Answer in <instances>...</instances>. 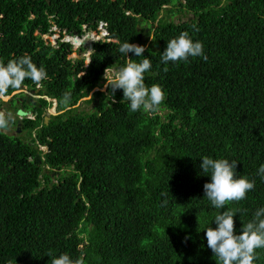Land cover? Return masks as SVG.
<instances>
[{
	"label": "trees",
	"instance_id": "trees-1",
	"mask_svg": "<svg viewBox=\"0 0 264 264\" xmlns=\"http://www.w3.org/2000/svg\"><path fill=\"white\" fill-rule=\"evenodd\" d=\"M178 13L192 18L177 23ZM100 23L108 35L93 43L86 70L68 58L69 43L44 39L54 28L82 36ZM185 31L207 61L163 64L167 42ZM127 41L147 46L144 83L164 91L159 110L132 112L117 90L115 103L97 92L87 102L101 100L94 109L77 114L105 68L126 65L118 49ZM22 56L46 70L43 93L70 110L31 142L0 132V264H51L50 251L84 264H216L204 229L216 227L219 210L204 197V156L236 161L237 177L255 182L226 206L237 234L264 207V0H0V62ZM24 122L30 137L39 123ZM256 251L254 264H264V249Z\"/></svg>",
	"mask_w": 264,
	"mask_h": 264
},
{
	"label": "clouds",
	"instance_id": "clouds-1",
	"mask_svg": "<svg viewBox=\"0 0 264 264\" xmlns=\"http://www.w3.org/2000/svg\"><path fill=\"white\" fill-rule=\"evenodd\" d=\"M100 26L103 31V35L101 34V37L106 38L108 34L105 29V25L100 23L98 28ZM146 26L147 25H145V27ZM84 28V35L78 37H83L89 34L92 35L93 39L94 36L92 32L98 31V28L97 31H87L86 26H84ZM54 29L58 31L57 28ZM195 30L198 31V29ZM146 31L148 32L149 28L146 27ZM63 34L64 37L61 38L60 35L59 40L70 44V42L64 41L66 36L69 34L66 32ZM96 34L98 35L100 33L97 32ZM46 37L48 36L44 37L45 40ZM101 37L99 39H101ZM151 40H153L152 36L150 38V41ZM111 41L116 43L115 40ZM94 42L96 41H92V48ZM70 45L72 46L71 54L73 53V50L76 49H78L80 53V50L84 47L80 45ZM158 45H156V48H159L157 47ZM53 46L58 47V42L57 45ZM146 49L147 46H145L141 41L135 43H129L128 41L121 43L118 51L127 58L126 65L118 69L111 68L110 66L105 68L103 85L95 88L91 91V93H89L87 98L81 99L80 102L85 100L89 101L95 93L101 92L105 94L108 99H112L113 103H115V92L117 90H122L123 98L120 103L124 101L128 102L130 111L137 112L143 110L145 113L157 112L160 105L165 100V93L158 85L148 87L144 83V74L150 70L152 66L151 60L142 55ZM85 50L86 49L84 48L82 52ZM89 50L92 53V49ZM91 53L86 54L88 59L86 66L83 62L85 70L91 63ZM128 53L134 54L135 57H144V59L138 63L134 62L133 58L128 56ZM71 54H69V56ZM197 57L202 58L205 62L207 61V56L204 54L203 44L200 41L194 42L189 37L188 32L185 31L167 42L166 48L161 53V62L165 65L169 62L174 64L179 62L187 63L189 58ZM68 58L76 60L70 57ZM78 59H82L83 61V58ZM163 71L167 72L168 68L165 66ZM85 74L86 71H83L79 73L77 77L80 78ZM46 79V70L43 67L38 68L28 56H22L18 59L9 60L7 64L0 63V98L6 97L10 90H20L25 80H31L35 84H40ZM70 99L71 94L66 92L62 99L63 104L67 106L70 103ZM55 100L54 104L56 108L58 100ZM80 102L72 109H77ZM87 102L84 103L86 104ZM69 110L70 109H67V111ZM8 122V118L5 114L0 113V129L5 128ZM17 137L20 138V135ZM29 138V141H31L32 138H37V131H32V135ZM40 148L45 151V153H48L47 146H40ZM200 161V172L210 177V182H206L203 185L204 197L207 198L213 208L219 210L213 219L216 227L212 228L209 226L204 229L207 247L216 258V264H254V261L257 259L256 250L264 249V207L257 209L253 214V218L248 223L242 224L240 233L237 234L233 219L236 213L226 210V206L229 203L239 202L245 199L246 194L254 189L255 182L250 181L243 176L237 177V173L235 171L237 166L236 161L213 159L208 156L202 157ZM53 173H57V170H54L48 165L45 166V174L51 178L52 184L55 186L57 185L59 177L54 176ZM257 175L264 180V164L259 166ZM39 179L40 184L43 185V189L44 186H46L44 176L41 175ZM187 238L188 237L185 239ZM47 256L52 257L51 264H84L83 258H77L74 261L66 253H62L58 257H54L50 251Z\"/></svg>",
	"mask_w": 264,
	"mask_h": 264
},
{
	"label": "flooded vegetation",
	"instance_id": "flooded-vegetation-1",
	"mask_svg": "<svg viewBox=\"0 0 264 264\" xmlns=\"http://www.w3.org/2000/svg\"><path fill=\"white\" fill-rule=\"evenodd\" d=\"M8 61H1V63L7 64ZM42 82L37 84L35 88L32 86H22L20 90H16L8 94L4 98H0V113H4L8 118L7 129L3 134L7 136L20 135L24 127H28L29 124L24 122L25 120L38 122L36 131H41L44 125H49L56 117H60L67 112V109L60 111L59 102L55 108V98L46 96L42 91ZM41 101L46 102V106L40 104ZM38 105V107H37ZM21 110L28 115L25 117L17 116V111ZM52 110L55 114H51ZM41 113V114H40ZM40 114V115H39ZM48 119V124L46 123Z\"/></svg>",
	"mask_w": 264,
	"mask_h": 264
},
{
	"label": "rangeland",
	"instance_id": "rangeland-1",
	"mask_svg": "<svg viewBox=\"0 0 264 264\" xmlns=\"http://www.w3.org/2000/svg\"><path fill=\"white\" fill-rule=\"evenodd\" d=\"M190 18H192V15H183L181 13H178L174 16V20L179 23V21L181 20H190ZM147 23H144L143 25H146ZM143 25L141 26L142 30H146V28L143 27ZM149 25H147L146 27H148ZM102 31V28L101 26L98 28V35H100L101 37V34L103 35V31ZM97 32H92V34L94 33H97ZM147 36H145L144 39H146ZM151 38V37H150ZM149 38V39H150ZM60 39V33L58 31H56L55 29H53L51 31V35H49L48 37H46V41L52 45H57V42L58 40ZM100 42H104L105 41V37L101 39H99ZM83 48H85L86 50L84 52H82L80 50V53L78 51V49L76 50H73V53L69 56L70 58H73V59H78V58H83V62H84V65L86 66L87 65V62H88V59H87V56L86 54L88 53H91V51L88 49L87 46H84ZM88 100H85V101H81L80 104L78 105V108L75 109L76 110V113L79 114L81 112H89V111H92L94 109V107L96 106V104L101 101L99 99H95V102L91 103V104H85L84 102H87ZM3 132V131H2ZM20 134V139L23 140V141H26V142H31L29 141V137H28V132H21L19 133ZM16 136V135H15ZM18 136V135H17Z\"/></svg>",
	"mask_w": 264,
	"mask_h": 264
},
{
	"label": "water",
	"instance_id": "water-1",
	"mask_svg": "<svg viewBox=\"0 0 264 264\" xmlns=\"http://www.w3.org/2000/svg\"><path fill=\"white\" fill-rule=\"evenodd\" d=\"M64 41L70 42V44H72L74 46H79V45L80 46H88L89 49H92V41H98V39L97 38L96 39H94V38L92 39V35H89V34L85 35L83 37L67 35ZM157 47H159V45ZM27 115H28L27 113H25V112H23L21 110L17 111V116L25 117ZM46 123L48 124V119H47ZM6 129H7V125H6L5 128L0 129V131L6 130Z\"/></svg>",
	"mask_w": 264,
	"mask_h": 264
},
{
	"label": "bare ground",
	"instance_id": "bare-ground-1",
	"mask_svg": "<svg viewBox=\"0 0 264 264\" xmlns=\"http://www.w3.org/2000/svg\"><path fill=\"white\" fill-rule=\"evenodd\" d=\"M93 36H94V38H97V39H99V38H100V36H99V35H97L96 33H94V34H93ZM0 63H1V62H0ZM51 114H55V111H54V110H52Z\"/></svg>",
	"mask_w": 264,
	"mask_h": 264
}]
</instances>
